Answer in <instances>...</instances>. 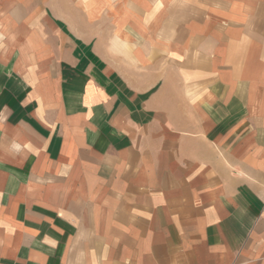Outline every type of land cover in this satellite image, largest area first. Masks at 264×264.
I'll list each match as a JSON object with an SVG mask.
<instances>
[{
    "label": "crops",
    "instance_id": "crops-1",
    "mask_svg": "<svg viewBox=\"0 0 264 264\" xmlns=\"http://www.w3.org/2000/svg\"><path fill=\"white\" fill-rule=\"evenodd\" d=\"M0 264H264V0H0Z\"/></svg>",
    "mask_w": 264,
    "mask_h": 264
}]
</instances>
